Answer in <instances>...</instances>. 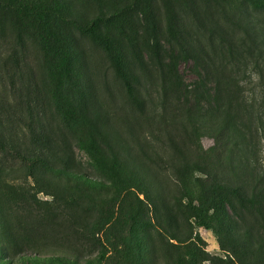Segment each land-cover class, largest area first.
<instances>
[{
    "label": "rangeland",
    "instance_id": "1",
    "mask_svg": "<svg viewBox=\"0 0 264 264\" xmlns=\"http://www.w3.org/2000/svg\"><path fill=\"white\" fill-rule=\"evenodd\" d=\"M220 103L264 121V0H0V264H264V125L232 154Z\"/></svg>",
    "mask_w": 264,
    "mask_h": 264
},
{
    "label": "trees",
    "instance_id": "2",
    "mask_svg": "<svg viewBox=\"0 0 264 264\" xmlns=\"http://www.w3.org/2000/svg\"><path fill=\"white\" fill-rule=\"evenodd\" d=\"M221 105L222 119H220L219 125H206L205 128L208 132H216L224 138L225 141L227 140L226 146L230 148L232 154L237 150H241L243 153L244 149L241 148V146L245 144L247 140L244 130L249 135L254 134V118L259 119L260 123L264 125L263 119L257 115L259 109L248 110L245 117L239 113L235 114V109L231 104ZM243 111L246 110L243 109ZM190 118L193 119L192 117ZM193 122L196 126V130H200L197 119H194ZM239 122H241L242 125H239ZM241 126H243L244 129H242ZM178 169L181 172L182 183L188 194L189 201L193 204L198 203L200 206L204 204L208 199L206 193L210 190L209 185L204 179V176H208V166L199 164L195 161L184 160ZM238 193L241 194V191H238ZM196 213V218L199 219L201 226L209 229V224L205 220L208 215L207 212L202 208H198L196 209Z\"/></svg>",
    "mask_w": 264,
    "mask_h": 264
}]
</instances>
